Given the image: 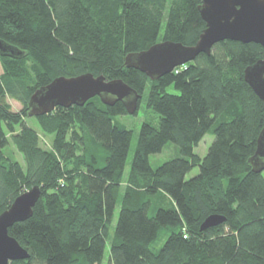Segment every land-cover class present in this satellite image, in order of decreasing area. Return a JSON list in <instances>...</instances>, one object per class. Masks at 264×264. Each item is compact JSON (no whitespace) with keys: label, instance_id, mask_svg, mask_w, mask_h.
Instances as JSON below:
<instances>
[{"label":"trees","instance_id":"1","mask_svg":"<svg viewBox=\"0 0 264 264\" xmlns=\"http://www.w3.org/2000/svg\"><path fill=\"white\" fill-rule=\"evenodd\" d=\"M201 2L0 0V39L21 53L0 54V213L40 187L31 216L8 229L29 257L8 264H101L108 240L105 264H264V170L248 163L264 107L243 78L264 47L223 40L156 80L124 64L159 41L194 44L205 28ZM85 72L122 79L140 95L149 84L158 126L142 122L126 172L132 131L115 120L128 114L120 101L94 96L33 117L52 135L50 150L25 122L37 88ZM207 133L214 139L201 158L194 148ZM7 134L24 166L5 154ZM168 142L178 155L153 167L149 156ZM211 214L224 220L200 229Z\"/></svg>","mask_w":264,"mask_h":264},{"label":"water","instance_id":"2","mask_svg":"<svg viewBox=\"0 0 264 264\" xmlns=\"http://www.w3.org/2000/svg\"><path fill=\"white\" fill-rule=\"evenodd\" d=\"M198 10L205 28L194 44L159 41L145 50L127 54L125 66L138 69L150 80H156L170 73L176 66L193 61L200 53L210 54L212 46L223 40L254 42L264 47V0H202ZM0 54L16 56L21 53L0 39ZM243 78L264 107V58L246 66ZM94 96H98L106 105L120 101L128 114L136 111L140 98V94L119 78L108 80L103 75L95 76L89 72L69 77L57 76L31 94L27 115H44L57 106H82ZM248 163L255 172L264 170V126ZM39 196L40 187L34 185L16 196L10 206L0 213V264L29 257L28 251L9 235L8 229L14 223L31 216ZM223 220L221 215H208L200 229L215 226Z\"/></svg>","mask_w":264,"mask_h":264},{"label":"rangeland","instance_id":"3","mask_svg":"<svg viewBox=\"0 0 264 264\" xmlns=\"http://www.w3.org/2000/svg\"><path fill=\"white\" fill-rule=\"evenodd\" d=\"M177 67L178 66H176L175 68H177ZM1 71L2 70H1V66H0V73H1ZM148 85L149 84H147L145 90L140 95V98L138 99L139 100L138 107L133 114L118 115L115 117L116 121H118L119 123H121L126 128H128L132 131V138H131L130 147H129V151H128L127 162H126V166H125V172L129 169L130 161L133 158L136 140H137V136H138V131H139V128H140V125L142 124V122L147 121V122H150L155 127L158 126V122H159L158 115L156 113H154L146 105V97L148 94ZM167 90L170 92L175 91L173 86H169L167 88ZM8 101L11 104V107L14 111H18L21 109V105L18 102H15L11 99H8ZM25 122L28 126L33 128L36 131V133L38 134L39 145L46 150H50L52 148V139H53L52 135L44 133L40 129L39 125L37 124V122L35 121V119L33 117H29V116L26 117ZM7 137H8V144L6 145V147L4 149L5 154L8 157L15 159L16 161H18L20 164H22L24 166L23 156L17 151L15 146L11 143L10 138H9L10 137L9 134H7ZM213 139H214V136L212 134H210V133L205 134L203 136V138L199 141L198 145L194 148V152L196 154H198L201 158L204 157L205 154L207 153V150H208L210 144L212 143ZM177 155H178L177 146L172 142H168L164 145V147L162 148V150L160 152L155 153V154H151L149 156V161H150L151 165L153 167H155L156 165L160 164L161 162L169 160L171 158H174ZM197 173H198V167H194L193 169H191L186 174V178H190ZM263 175H264V172H263ZM123 185L124 184L122 183V186ZM171 205H172V202L169 199H167L165 201V206L170 207ZM118 211H119V204L116 205L113 220H112V223L110 225L111 233L114 230V225H115V222L117 220ZM164 238H165V236L159 237L157 239V241L155 243H153L152 248H154V249L158 248L160 246V244L163 242ZM109 245H110V241L108 240L106 243V247L104 250V256H103L101 264H105L107 261V258L109 255Z\"/></svg>","mask_w":264,"mask_h":264}]
</instances>
